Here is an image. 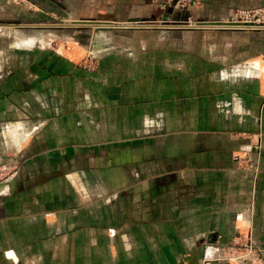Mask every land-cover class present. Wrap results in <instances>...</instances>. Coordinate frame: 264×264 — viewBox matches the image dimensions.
Returning a JSON list of instances; mask_svg holds the SVG:
<instances>
[{
  "label": "crops",
  "instance_id": "0c3cea01",
  "mask_svg": "<svg viewBox=\"0 0 264 264\" xmlns=\"http://www.w3.org/2000/svg\"><path fill=\"white\" fill-rule=\"evenodd\" d=\"M35 1L51 11L60 7L59 0ZM246 3L262 5L264 0ZM8 9H11V20L18 19L11 4ZM4 11L6 8L0 9L1 14ZM72 15L71 19H79L75 12ZM10 47L0 50V165L15 161L11 153L23 150L22 142L34 132L37 136L45 135L37 138V143L46 145V141L57 140L63 145L47 142L46 146L52 150L38 155L45 161L43 166L25 160L20 177L17 174L10 182H0V191H5L8 184L13 195L22 185L31 193L40 191L29 197L33 204L44 199L47 202L42 210L36 207L25 211L20 205L15 206L11 196L7 197L0 218V262L59 264L60 249L54 243L58 246L63 242L59 239L64 236L59 235L60 231L75 239L67 263L60 264H226L217 250L224 242L250 230L253 237L264 240V62H249L259 55L257 51L237 58L228 68L199 75L196 128L169 131L155 138V144L147 141L148 138L139 139L140 144L146 143L143 147L124 148L128 143H137L143 133L141 127L147 130L148 118L155 116L152 107L156 106L164 114L165 110L160 109H166V102L172 101L170 97L186 92L176 87L179 83L165 81L168 84L164 85L150 81L141 86L131 83L111 87L120 92L111 95L110 101L107 91L97 94L81 86L74 87L77 92L66 95L47 93V90H58L49 86L42 89L39 86L28 93L27 86L37 82H34L38 80L34 79L37 74L44 75L42 68L30 65L24 69L28 77L20 79L26 82V90L12 97L11 82L15 79L8 78L7 72ZM16 48L24 55L39 51L25 45ZM48 54L50 64L43 67L45 70H73L68 73L71 75L76 72L70 57H62L55 51ZM147 86L153 93L160 91L159 99L150 96ZM62 101L68 108H62ZM95 102L103 106L97 107ZM108 103L110 110H115L114 115L108 114ZM24 117H34L35 121L32 125L16 121ZM128 122L130 127L124 125ZM77 134H81L78 139ZM48 135L52 137L48 139ZM109 141L113 152L79 160L86 143L108 151L109 145L104 143ZM183 142L189 143L188 149L177 152ZM194 150L199 152V172L191 176L185 171L177 173L178 180L199 186L193 193L165 189L158 195L148 184L153 176L144 178L134 172L140 166L152 167L162 158H177ZM207 150L218 151V155L207 157ZM246 160L251 166L240 169L238 165ZM149 161H153L151 165ZM255 161L258 168L254 167ZM204 166L214 168L206 172ZM129 168L133 169L128 171ZM52 171L66 175V194L60 190V177L53 181L57 183L56 188H46L51 182L42 184L52 180ZM141 197L150 203H138ZM257 198L262 200L258 206ZM65 242L63 245H68ZM206 251L210 259L205 256Z\"/></svg>",
  "mask_w": 264,
  "mask_h": 264
},
{
  "label": "rangeland",
  "instance_id": "374dc122",
  "mask_svg": "<svg viewBox=\"0 0 264 264\" xmlns=\"http://www.w3.org/2000/svg\"><path fill=\"white\" fill-rule=\"evenodd\" d=\"M59 1L60 4L57 3V5L60 7H57L56 11H51L48 7L38 5L35 0H0V9L4 10L6 8V12L0 13V48H2L0 50H6L5 48L11 46L9 50L10 59H8L7 64L8 78L15 79L11 82V93L13 95L26 90L24 86L26 82H22L20 79L28 77L29 74L27 75L24 69L30 65L42 68L44 75L36 73L38 76H34V79L38 80L34 81H37L36 83H31V85L27 86L28 93L32 92L36 87L41 86L42 89L43 86H49L50 88H58V90H47V93L58 92L66 95L68 92H77L74 87L78 88L81 86L87 87L97 94L101 92L106 93L107 91L108 100H112L110 96L119 94L120 90L111 87H122L124 84L130 85L131 83H138L141 86L144 82L149 83L150 81L164 85L168 84L167 82L165 84V81H172L173 85L179 83L176 87L178 89H185L186 92L183 94L177 92L176 95H172L170 97L172 100L170 104L169 101L166 102V109H160V111L165 110L164 114L159 112L156 106L152 107V114L155 111V116L148 118V127L145 128L147 130L144 131V128L141 127L143 133L139 135L140 138H137V143H128L124 148L143 147L146 143L140 144L139 139L144 140L148 138L149 140L147 141H153L155 144V138L158 139L169 133V131L179 130L180 128H188L189 130L196 128L199 125V75H209L220 69L228 68L232 64H235V61L238 60L237 58L253 54L256 51L259 55L251 58L249 62L252 64L256 61L264 62V30L236 29L231 27L208 28L209 25L206 27L208 23H205L209 21L220 22L230 17L234 12L257 9L263 7L264 4L248 5L246 3L247 0H238L239 2L236 0ZM10 4L18 19L12 18L14 20H11V16L9 15L11 9L7 10V6L9 8ZM73 12L76 13L75 17L80 20L111 22L108 24H96L113 27L121 26L123 28L113 32H95L93 30L95 27L81 25L69 26L64 29L61 26V30L53 28L62 24L69 25V21L71 22L72 20L80 21L79 19H71ZM132 17L139 19V22L142 24L152 23L167 27H160L158 29L144 27H140L139 29L124 28L125 26L138 25L134 24L135 22L129 21ZM90 24L93 25L95 23ZM15 29L19 31L16 32ZM18 45L36 47L39 51L30 55H24L21 50L16 48ZM259 50H262V53ZM40 51L44 53H40ZM52 51L61 53L59 55H62V57L68 56L73 59V64L76 66L75 77L74 74H68L73 73L71 72L73 70L67 72L64 69L61 72H56L51 68H49L51 70L43 68L45 65L50 64L48 52ZM16 75H19V77L15 78L14 76ZM70 75L73 79H68ZM38 82L41 84L36 85ZM149 90L150 96L159 99V90L155 93H153L150 87ZM91 91L89 93H92ZM129 92L131 93L133 90ZM60 103H63L64 107L62 108H68V104L65 101ZM93 104H96L97 107L103 106L101 102ZM109 104H106V107L112 112L108 110L107 112L114 115L113 111L115 110H110L109 106L111 105ZM65 113H68V111L65 110ZM21 120L27 121L28 125H32L35 118L24 117L16 119L17 122ZM153 120H156V122H153ZM124 125L130 127L131 124L128 122L127 124L124 123ZM145 133H148L147 136L144 135ZM37 135L35 132L29 134L26 140L22 142L23 150L11 153V156L16 158L15 161L13 159L10 164L4 163L0 165V182H10L15 175L19 174L21 165L25 160H29L31 164L36 163L39 167L43 166L42 163L45 161L38 155H42V152L51 151L52 149L46 146L49 145L47 142H50V140L46 141V145L42 142L37 143V138L45 136ZM48 137L50 139L52 135H48ZM75 137L78 139L81 137V134L80 136L77 134ZM50 143L57 144L55 146L63 145L62 141L57 140ZM41 144L42 147L40 146ZM86 144L87 146L84 151H81L84 153L80 156V161H83L82 159H89V155L98 157L101 154L113 152L114 150V147L110 149L112 145L110 141L109 143H104L109 145L107 146L108 151H105L104 147H101L104 148L101 149L99 147L95 148L91 143ZM89 144L94 148L90 149ZM186 144L189 143L180 144L177 152L186 151L188 149L186 147L188 145ZM251 151L254 154V149ZM217 152L207 150L205 154L208 155L207 157L212 155L217 156ZM156 153L158 154L160 151L157 150ZM257 154H259V150ZM221 157H223L222 154ZM153 161H149V164L151 165ZM221 161L223 162V160ZM256 163L255 161L254 167L257 166L258 168ZM238 166L242 169L250 167L251 164L246 160V162L241 161ZM140 167L139 171L135 169L134 172L144 178L147 175L153 176L148 184L151 189H155L158 192V195L165 189L178 192L184 190L187 194L199 189V186H196L192 182L184 183L178 180L177 176V173L180 171H185L190 176L193 173L199 172V152H195V150L177 158H162L160 163L152 167L148 165ZM203 168H207L206 172H208L214 167L204 166ZM132 169L129 168L128 171ZM22 173L18 176L20 177ZM51 173L50 179L52 180L43 181L42 184L51 182L46 184L48 185L46 188H56L57 183L53 181H55V178L60 177L58 179V183L61 186L60 190L66 194V175L64 173L58 174L56 171H52ZM61 176L65 178V182H63ZM140 182L142 181L140 180ZM207 184L210 183L208 182ZM10 187L7 184L5 191H0V218L3 217L2 207H4L6 199L9 196H11V201L15 206L20 205L23 209H26L25 211L36 207L38 210H42L47 204L45 199L43 201L38 200L37 203L33 204L29 198L31 194L36 195L40 191L36 193L32 191L31 193L26 186L23 187L21 185L11 195ZM145 201L150 203L142 197L138 203L142 202L143 205ZM82 202L84 204L86 201ZM259 203L262 204V200L257 198L255 201L256 206ZM71 205L72 207L75 206L73 203ZM59 233L60 236L64 235L59 239L63 240V242L66 241L65 243L68 245H63L64 243L60 242L56 246V243H54V247L60 249L59 255L55 254L59 256V264L65 261L67 263L72 248L71 243L75 239L74 237L70 238V235L68 237L66 235L68 233L66 232L60 231ZM251 233V230L249 233L246 231L245 234L241 233L233 237L229 242L221 244L217 250L222 254V262L237 264L239 257L247 256L251 259L248 264H264V240L260 241L257 236L254 235L255 237H253ZM205 256H210L207 251ZM0 264H3V262L1 261Z\"/></svg>",
  "mask_w": 264,
  "mask_h": 264
},
{
  "label": "built area",
  "instance_id": "2783aa9c",
  "mask_svg": "<svg viewBox=\"0 0 264 264\" xmlns=\"http://www.w3.org/2000/svg\"><path fill=\"white\" fill-rule=\"evenodd\" d=\"M208 24L218 23V24H234L231 28L236 29H252V30H264V6L260 8H255L246 11L234 12L230 17L219 21H209L205 22ZM239 260V261H238ZM237 264H248L249 257H239Z\"/></svg>",
  "mask_w": 264,
  "mask_h": 264
},
{
  "label": "water",
  "instance_id": "95a60500",
  "mask_svg": "<svg viewBox=\"0 0 264 264\" xmlns=\"http://www.w3.org/2000/svg\"><path fill=\"white\" fill-rule=\"evenodd\" d=\"M129 21H137V22H139L140 20L137 19L136 17H132L131 19H129ZM75 22H77V23H111V22H104V21H92V20H82V19L80 21H75ZM139 23H141V22H139ZM78 25H81V26H90L92 24H90V25H88V24H78ZM148 25H150V26H144V25H140V26H129V27L125 26L124 28L139 29L140 27H144V28H155V29H158L160 27H167L165 25H157V24H152V23L151 24H148ZM45 26H48V25H45ZM69 26H75V25H64V24H62V25H58V27H53V28H57L58 30H61L60 28L64 29L65 27H69ZM91 27H95V28H93V30L95 32H103V31L113 32V31H116L118 29H122L123 28L121 26L120 27H113V26H106V25H103V24H96L95 26H91Z\"/></svg>",
  "mask_w": 264,
  "mask_h": 264
},
{
  "label": "bare ground",
  "instance_id": "6f19581e",
  "mask_svg": "<svg viewBox=\"0 0 264 264\" xmlns=\"http://www.w3.org/2000/svg\"><path fill=\"white\" fill-rule=\"evenodd\" d=\"M73 24H72V23ZM71 22H69L70 24L69 25H78V24H88L89 25V23H77V22H75L74 20H72ZM131 22H135L134 24H138V25H134V26H140V25H144V26H150V25H148V24H141V23H139V22H137V21H131ZM76 23V24H75ZM108 24V23H107ZM128 24H132V23H128ZM93 25H96V23L95 24H93ZM209 25V27L208 28H226V27H234V26H232L233 24H218V23H211V24H207L206 25V27ZM90 26H92V25H90ZM15 31H19L18 29H15Z\"/></svg>",
  "mask_w": 264,
  "mask_h": 264
}]
</instances>
